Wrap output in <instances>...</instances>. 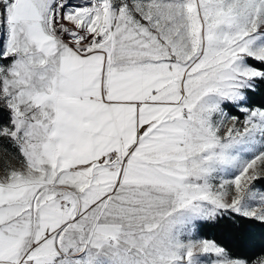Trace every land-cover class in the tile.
Instances as JSON below:
<instances>
[{"label": "snow or ice", "instance_id": "obj_1", "mask_svg": "<svg viewBox=\"0 0 264 264\" xmlns=\"http://www.w3.org/2000/svg\"><path fill=\"white\" fill-rule=\"evenodd\" d=\"M0 264H264V0H0Z\"/></svg>", "mask_w": 264, "mask_h": 264}, {"label": "trees", "instance_id": "obj_2", "mask_svg": "<svg viewBox=\"0 0 264 264\" xmlns=\"http://www.w3.org/2000/svg\"><path fill=\"white\" fill-rule=\"evenodd\" d=\"M209 238H211V237H209Z\"/></svg>", "mask_w": 264, "mask_h": 264}]
</instances>
